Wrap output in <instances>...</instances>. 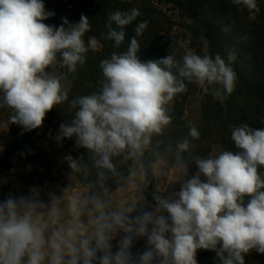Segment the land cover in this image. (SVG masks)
<instances>
[{"label": "clouds", "instance_id": "9594fccd", "mask_svg": "<svg viewBox=\"0 0 264 264\" xmlns=\"http://www.w3.org/2000/svg\"><path fill=\"white\" fill-rule=\"evenodd\" d=\"M231 2L255 19L257 0ZM54 15L43 0H0V109L10 110L9 122L23 134L42 127L48 112L68 102L74 118L59 126L54 139L61 144L75 138L86 156L64 157L71 172L61 195L48 192L45 200L33 187L26 196L0 200V264H197L200 249L214 251L219 264H245L251 251L264 254V127L232 126L236 151L207 158L193 154L192 142L200 139L195 126L174 146L161 149L162 141H154L172 123L168 106L188 84L221 102L233 93L236 43L248 37L223 43V54L212 57L201 36L203 55L186 51L179 60L171 53L147 61L132 37L126 51L100 61L96 90L69 101L67 74L101 45L96 36L85 39L88 17L82 14L77 23L62 17L59 27L45 23ZM140 15L136 8L112 12L101 39L119 48L125 27ZM147 23L135 27L136 36ZM216 26L221 37L232 33L231 23ZM169 162L179 170L172 182L181 187L165 196L154 177ZM192 162L198 171L185 179ZM150 184L155 205L148 210L144 192ZM138 239L145 247L133 253Z\"/></svg>", "mask_w": 264, "mask_h": 264}, {"label": "trees", "instance_id": "16d2710c", "mask_svg": "<svg viewBox=\"0 0 264 264\" xmlns=\"http://www.w3.org/2000/svg\"><path fill=\"white\" fill-rule=\"evenodd\" d=\"M43 2L46 10L55 13L45 23L59 27L62 17H66L70 22L72 17L80 20L83 14L89 18L91 25V30L87 34L100 40V48L95 53L91 51L87 53L85 65L78 66L75 74H67L65 81L68 83L69 101L96 90V82L102 78L100 61L110 58L114 51H126L132 37H136L140 45L139 58L141 61H147L160 59L171 53L179 60L186 51H195L203 55L204 45L201 36L207 41L208 54L214 57L216 54H223V43L232 45L239 37L247 36L246 41L236 43L238 60L233 67L238 79L233 93L221 102L198 85L188 84V91L173 99L170 108L172 123L164 135L154 137V141L156 139L162 141L161 149L169 142L174 146L177 141L188 136L190 126H195L200 132V139L192 142L196 145L193 154L207 158L216 147L236 151L231 140L232 126L246 123L253 128L264 127V0H257L259 11L255 19H249L248 10H238L231 0H43ZM132 8L138 9L141 15L125 27L124 43L119 48H114V41L101 39L102 34L107 32L105 25L108 16L116 10L128 11ZM143 21L148 22L147 27L142 35L136 36L135 27ZM218 21L232 24V33L229 36L221 37L216 26ZM60 73H67V69H60ZM196 94L202 96L200 121L198 125H190L186 121V102ZM67 111L69 103L65 102L53 108L50 115L70 114ZM70 115L73 119L74 113ZM26 136L10 130L0 133L2 149L0 174L12 171L13 159L30 158L36 164L37 177L41 180H50L54 176L53 161L43 151L32 154L28 150L29 142ZM66 151L74 158L86 156L85 149L75 147V138L67 140ZM188 171H198L195 162L189 165ZM261 172H264V169H261ZM154 179L157 182L156 176ZM108 186L115 189L116 184L109 181ZM154 191L155 184H150L144 192L145 198L153 206ZM161 194L165 195L163 192ZM112 243L115 251L117 242L114 240ZM144 247L145 240L138 239L133 244L132 252H140ZM196 259L197 264H219L216 253L211 250H198ZM245 264H264V254L251 251L245 255Z\"/></svg>", "mask_w": 264, "mask_h": 264}, {"label": "rangeland", "instance_id": "374dc122", "mask_svg": "<svg viewBox=\"0 0 264 264\" xmlns=\"http://www.w3.org/2000/svg\"><path fill=\"white\" fill-rule=\"evenodd\" d=\"M79 20L72 17L70 23H77ZM90 37L89 34L86 33L85 39ZM60 72V69H57ZM65 86L68 87V83L64 81ZM201 98L200 94H196L195 96L188 99L186 102V121L190 125H198L200 121L201 115ZM173 105V101L169 104V108ZM10 110L0 109V132L12 131L17 133H22V127L17 124H11L9 122ZM72 116L70 114H57L50 115V112L47 113L43 125L40 128L34 129L29 132H24L26 134V140L29 142L28 150L33 153H39L41 151L45 152L53 161L54 169H53V178L50 180H41V178L37 177V184H43L47 181L48 187L53 192H61L63 189L68 186L70 183L69 174L71 169L68 163L64 160V157L68 156L66 151V144L68 138H65L61 144H58L54 137L58 134L59 126L65 122H71ZM22 134V135H23ZM2 151V149L0 148ZM224 151L221 147H216L213 151V154H218L219 152ZM14 163H24V164H32L35 165V162L32 159H13ZM196 172L188 171L185 179L191 178ZM179 178V170L170 163L161 164L157 168V182L158 185L163 189L166 188L164 193L167 195H174L175 192L180 190L181 182L176 181L172 182ZM150 207L148 210H151L152 204L150 202L147 203ZM137 213H133L136 215Z\"/></svg>", "mask_w": 264, "mask_h": 264}, {"label": "crops", "instance_id": "0c3cea01", "mask_svg": "<svg viewBox=\"0 0 264 264\" xmlns=\"http://www.w3.org/2000/svg\"><path fill=\"white\" fill-rule=\"evenodd\" d=\"M155 176L157 179V172ZM48 183L50 184V181L43 184L41 183L40 185L37 184L36 164L32 165L13 162V169L11 172L0 174V200L5 199L9 194L26 196L30 193V190L33 187L39 188L41 190L42 199L47 200L46 194L48 192H53L49 189ZM62 192L63 191H56L55 193L59 196ZM164 194L166 195V193ZM146 201L147 203L150 202L147 198ZM115 242L117 241L115 240Z\"/></svg>", "mask_w": 264, "mask_h": 264}]
</instances>
